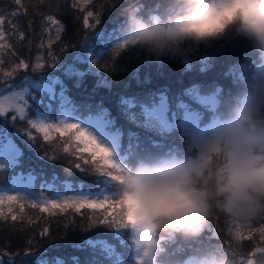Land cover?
I'll list each match as a JSON object with an SVG mask.
<instances>
[{
  "label": "trees",
  "instance_id": "16d2710c",
  "mask_svg": "<svg viewBox=\"0 0 264 264\" xmlns=\"http://www.w3.org/2000/svg\"><path fill=\"white\" fill-rule=\"evenodd\" d=\"M129 2L76 0L78 7L73 9L67 7L71 0H22V6H17L13 0H0V12L4 13L6 21L3 25L5 47L0 48V89L8 88L9 84L24 85L27 79H32L31 85H25L32 95L38 92L35 86L38 83L52 87L50 91L41 89L46 94L40 96H47V101L36 99L50 111L55 110L56 116L63 105L81 117H103L108 129L118 135L120 151L125 154V167L165 156L188 159L197 151L191 137L178 125L172 133L164 132L149 121L150 113L146 109L165 100L171 117L176 120L186 110L195 112L202 123L223 120L237 99L251 90L255 70L263 61L247 40L229 34L209 45L194 47L185 60L164 57L157 62L139 48L123 49L108 64L93 71L91 62L99 50L108 48L121 37V12ZM139 2L145 10L159 6V0ZM13 10L20 13L18 17L9 15ZM88 11L93 12V16L88 17L91 27L83 24ZM97 15L101 19L99 25H95ZM48 16L61 20L66 26L59 39L52 32L53 25L48 24ZM9 20L16 24L15 30L9 28ZM49 52L58 61L54 67ZM20 61L29 67L13 72ZM37 62L43 67L33 71ZM9 72H12L11 76L4 75ZM205 95L219 98L218 104L213 106L203 101L201 97ZM16 127L23 128L24 123L18 122ZM33 135L37 138V147L31 152L25 150L26 156H32L26 166L31 164L38 172L43 169L42 175L49 179L55 174L61 181L74 184L92 182L94 171L90 175L74 167L71 174L66 175L64 170L66 161L72 160L71 151L77 150L78 155L87 160L92 150L79 151L77 144L80 142L73 141L68 145L69 152H64L61 145L70 133L63 137L52 133L49 141H44L42 133L35 130ZM46 154H55L58 162L46 161ZM80 162L85 169H92L98 163L105 170L116 171L100 156L89 164ZM6 182L7 173L4 181H0V187ZM40 183L42 181L36 186L39 190ZM123 211L122 205L108 209L83 207L76 211L69 207L43 211L42 207L33 208L15 202L3 213L6 219H0V259L4 264H9L10 258L13 264H18L25 257L29 259L26 264H32L39 257L38 264H120L132 261L137 251L130 230L117 234L114 228L99 223L106 213L111 220ZM13 215L17 217L15 221L11 219ZM224 218L218 214L209 222L215 234L210 236L207 229L201 238L205 245L230 243L238 254L243 253L237 257L242 261L252 251L264 248V237L256 231L250 233L245 229L239 241L230 240L223 227ZM101 240L109 245L110 253L103 250ZM183 247L179 241H169V255L161 264H181L190 254V251L180 252ZM254 259L258 262L259 254Z\"/></svg>",
  "mask_w": 264,
  "mask_h": 264
},
{
  "label": "clouds",
  "instance_id": "9594fccd",
  "mask_svg": "<svg viewBox=\"0 0 264 264\" xmlns=\"http://www.w3.org/2000/svg\"><path fill=\"white\" fill-rule=\"evenodd\" d=\"M120 34L155 61L187 59L194 47L234 34L264 61V0H159L145 11L130 0ZM196 160L158 157L121 168L116 194L132 217L129 230L145 264H161L168 242L204 237L218 214L245 221L264 217V62L251 90L217 121ZM75 162L65 163L70 175ZM181 264H235L217 246L190 251Z\"/></svg>",
  "mask_w": 264,
  "mask_h": 264
},
{
  "label": "snow or ice",
  "instance_id": "6c2138e0",
  "mask_svg": "<svg viewBox=\"0 0 264 264\" xmlns=\"http://www.w3.org/2000/svg\"><path fill=\"white\" fill-rule=\"evenodd\" d=\"M13 2L17 6H22V0H13ZM86 2H90V0H86ZM67 7L73 9L77 8L78 5L76 0H71V3L68 4ZM19 14V12L13 10L9 15L18 17ZM92 16L93 12L88 11L87 16L83 18L85 27H91L88 17ZM47 21L48 24L55 26L56 36L57 39H59V34L66 30V26L61 20L53 16H48ZM5 22L4 13L0 12V40H3L5 37V32L3 30ZM100 22V16L97 15L95 17V25H99ZM8 24L10 29H16V24L11 20L8 21ZM51 42L50 39L49 48L51 47ZM119 46L121 48H128L129 46H134V42L124 39ZM4 47V44H0V48ZM49 55L53 61L51 66L54 67L58 61L50 52ZM37 61H39V57H37ZM0 63H2V61H0ZM21 67L28 68L29 65L20 61L16 65V69H13V72ZM42 67L43 65L37 62L33 71ZM4 75L11 76L12 72L4 73ZM31 83L32 79H27L24 85L14 86L9 84L7 91L10 95H6L5 99L10 101V103L5 105L3 101H0V181H4L5 173H7V182L5 186L0 187V206L4 204L5 200L11 203L18 200L30 199L32 201L31 207L36 208L40 205H44L45 207L42 208L43 211H48V206H50L51 209L59 208L61 210L74 207L76 211H79V209L83 207H88L90 209H108L110 207L122 205L125 208V201L117 196L116 184H113L114 181L116 183L120 181V175L116 173H120L121 168L112 160L111 152L106 147L102 146L86 129L73 122L72 119L66 118L71 116L72 110L65 109L62 105L60 118H57L55 110L50 111L46 105L38 104L37 99L29 93L28 87L25 86L31 85ZM14 87H22L23 90L17 92L13 90ZM0 95H3V93H0ZM37 97L45 101L48 100L47 96H40V94H37ZM21 121L24 123V127H16V124ZM10 124L12 125L11 127ZM33 130L42 133V139L44 141H49L51 139L50 134L52 132L58 133L61 137L70 133L68 139L61 145L64 152H69L68 145L73 141L80 142L77 144V149L79 151H87L91 148V157L87 160L79 156L77 150L71 151L70 155L75 162V169L81 172H87L90 175L94 171L95 175L92 182L90 184H74L68 180L61 181L55 174L49 179L42 175L43 169L38 172L31 164H27L26 166V161H31L32 156H26L25 150L31 152L34 147H37L35 144L37 138L33 135ZM80 145H83V147L81 148ZM98 155L102 161L106 162L111 169L116 171L105 170L98 163L94 164L92 169H85L82 167L81 160L84 164H89L95 161ZM37 157H39V152H37ZM44 159L49 162H58V157H56L55 154H46ZM38 181H42V183L38 185L40 187L39 192L35 190ZM11 193H22L23 195L18 196ZM45 193H49V195H45ZM20 207L22 208L23 205H20ZM107 215L106 213V215L99 220V223L114 228L117 234H123L125 232L124 230H129V225L132 221V217L129 213L123 211L118 213L111 220L107 218ZM0 219H6L2 211H0ZM11 219L15 221L17 217L13 215ZM223 227L224 230L228 232L230 240L234 241H239L241 239L242 232L245 229L249 230L250 233L253 231L259 232L260 236L264 237V217L251 218L245 221H237L225 217ZM208 231L210 236L215 234L212 226H208ZM249 238H251V236H249ZM172 241H179L184 245V247L179 250L182 253L185 251L199 250L205 246L202 240L186 242L180 238H176ZM100 245L104 251L111 252L109 245L104 240L100 241ZM214 246H217L218 250L231 255L235 260V264H264V248H258L252 251L248 254L246 260L242 261L237 257L243 253L238 254L230 243L226 242L225 244ZM258 254L259 261L257 262L254 257ZM30 255L29 253L28 256ZM146 255L147 254H145L143 259L137 256L136 264H145ZM39 260L40 257L32 261V264H38ZM28 261V257H25L19 260L18 264H26ZM0 264H4L3 259H0ZM9 264H13L11 258Z\"/></svg>",
  "mask_w": 264,
  "mask_h": 264
},
{
  "label": "rangeland",
  "instance_id": "374dc122",
  "mask_svg": "<svg viewBox=\"0 0 264 264\" xmlns=\"http://www.w3.org/2000/svg\"><path fill=\"white\" fill-rule=\"evenodd\" d=\"M53 34H56V28L53 26L52 30ZM124 40V37H121L120 39L114 41L113 44H111L108 48H103L100 49L99 52L97 53L96 57L92 60L91 62V68L93 71L98 70L100 67L105 66L108 64L110 61L113 60V57L121 50L123 49H130V50H136L138 47L136 46H129L128 48H121L119 44ZM6 42V39L4 38L3 40H0V44H4ZM36 88H38V92L36 94H31L34 98L37 97V94H46L43 90L41 89H49L52 90V87L47 85L46 83H38L35 85ZM8 88L6 89H0V93H3V95H0V101H3L5 105L10 103V101L5 99L6 95H10L7 91ZM14 91H22L23 88H13ZM30 93V92H29ZM203 100L206 103H210L213 106H216L219 102V98H217L214 95H207V96H202ZM38 100H41V98L38 97ZM65 109L72 110L71 116L66 117L68 119H72L73 122L79 124L82 128L86 129L91 135H93L97 141L104 147H106L112 154V160L119 165L120 167H125V154L120 151L119 148V139L118 135H116L114 132L110 131L107 127L106 120L101 117V116H88V117H81L80 115L76 114L72 108L69 106H64ZM150 113L149 121L151 123L157 124L160 128L163 129L164 132L167 133H172V131L175 128H178L179 125H181L182 129L191 137L192 144L196 145L198 148V152L195 156L190 157L188 160H196L200 153L202 152V149L204 147V140L208 137L212 127L215 125L217 121H215L212 125L209 126H203L200 124V119L199 116L193 112V111H187L185 113L184 119L182 121H177L174 118L171 117V114L169 113V107L167 101L163 100L159 102L156 105H153L149 108L146 109ZM57 118H60V113L57 116ZM219 121V120H218ZM178 125V126H177ZM56 133V132H52ZM51 133V134H52ZM91 150V148H89ZM99 156V155H98ZM35 190L39 192L40 190L38 187L35 186ZM11 194H16V193H11ZM16 195H23L22 193L16 194ZM45 195H49L48 193H45ZM22 203V204H27L31 205L32 201L29 200H18L14 202H7L5 200L4 204L0 206V211L2 213H5L6 210H8L14 203ZM40 207H45L44 205L38 206ZM49 210L50 211H56L60 210L59 208L57 209H51L50 206ZM137 256H139L141 259L144 257L137 252ZM136 256V257H137ZM121 264H136V258L132 261L128 262H121Z\"/></svg>",
  "mask_w": 264,
  "mask_h": 264
}]
</instances>
